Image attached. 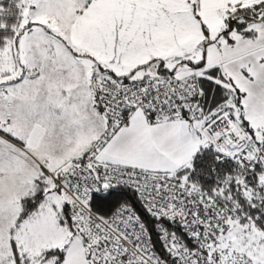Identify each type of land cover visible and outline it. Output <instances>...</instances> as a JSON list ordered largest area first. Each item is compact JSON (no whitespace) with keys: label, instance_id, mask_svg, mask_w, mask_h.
<instances>
[{"label":"snow or ice","instance_id":"6c2138e0","mask_svg":"<svg viewBox=\"0 0 264 264\" xmlns=\"http://www.w3.org/2000/svg\"><path fill=\"white\" fill-rule=\"evenodd\" d=\"M0 264H264V0H0Z\"/></svg>","mask_w":264,"mask_h":264}]
</instances>
